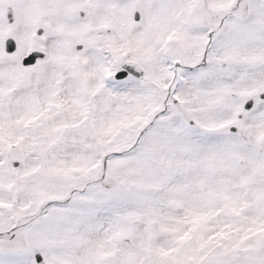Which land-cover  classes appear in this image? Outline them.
I'll return each mask as SVG.
<instances>
[{
  "label": "snow or ice",
  "instance_id": "snow-or-ice-1",
  "mask_svg": "<svg viewBox=\"0 0 264 264\" xmlns=\"http://www.w3.org/2000/svg\"><path fill=\"white\" fill-rule=\"evenodd\" d=\"M0 264H264V0H0Z\"/></svg>",
  "mask_w": 264,
  "mask_h": 264
}]
</instances>
